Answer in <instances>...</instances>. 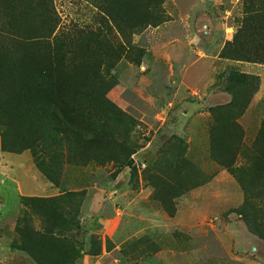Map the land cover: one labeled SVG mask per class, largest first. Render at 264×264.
I'll list each match as a JSON object with an SVG mask.
<instances>
[{
    "label": "rangeland",
    "instance_id": "1",
    "mask_svg": "<svg viewBox=\"0 0 264 264\" xmlns=\"http://www.w3.org/2000/svg\"><path fill=\"white\" fill-rule=\"evenodd\" d=\"M106 1L46 0L51 36L63 38L76 72L92 59L87 80L132 116L118 136L130 143L89 130L77 155L59 148L62 157L50 155L63 163L40 168L29 149L4 151L0 132V264H264L239 180L256 166L264 63L223 53L242 26L243 0H148L158 21L131 36L103 11ZM81 36L92 38L86 52ZM237 73L259 79L246 108L229 91ZM262 170L251 187L264 208Z\"/></svg>",
    "mask_w": 264,
    "mask_h": 264
},
{
    "label": "trees",
    "instance_id": "2",
    "mask_svg": "<svg viewBox=\"0 0 264 264\" xmlns=\"http://www.w3.org/2000/svg\"><path fill=\"white\" fill-rule=\"evenodd\" d=\"M5 1L7 3L0 0L1 148L7 152L29 149L41 168L44 162L64 155V151L59 148L66 147L73 156L77 155L76 147L81 145L79 142L90 141L88 135L84 134L89 130L98 132L105 142L115 145L130 143L129 140L120 141L118 136L127 129L129 123H133L132 116L109 101L104 96L105 92L98 94L87 80L91 76L93 63L89 56L82 61V70L76 72L78 65L70 61L63 38L51 36L57 23L50 19L52 8L46 0ZM145 3V0H108L103 11L114 20L120 33L131 36L134 29L158 21H151L149 17H156L155 10L159 6L150 9L148 0ZM243 4L245 17L242 26L223 53L237 60L264 63V0H243ZM23 17L30 23L29 35L18 25L17 19ZM31 25L32 35L36 36H31ZM91 39L81 36L75 42H79L80 51L86 52L92 47ZM42 63L45 65L42 66ZM67 69H75V72L66 76L64 73ZM258 88L257 76L235 74L229 90L235 100L233 105L241 108L245 104L246 108L244 96L250 97ZM84 136L86 140L77 139ZM70 145H74L73 148ZM126 148L130 150H126L129 159L133 149ZM254 150V171L250 175H239L247 193L245 207L240 212L251 229L264 238V208L254 204V197H259L252 192L254 189L251 187L253 185L258 190L261 169L264 179V121ZM53 151L60 156H51L50 152ZM58 162L63 163V159H58ZM257 193L261 195L264 191L259 189ZM32 243L34 248L35 242Z\"/></svg>",
    "mask_w": 264,
    "mask_h": 264
}]
</instances>
